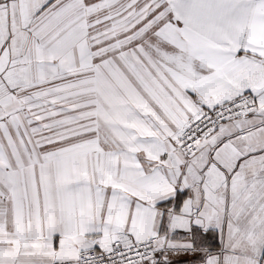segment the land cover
Segmentation results:
<instances>
[{"label":"snow or ice","instance_id":"obj_1","mask_svg":"<svg viewBox=\"0 0 264 264\" xmlns=\"http://www.w3.org/2000/svg\"><path fill=\"white\" fill-rule=\"evenodd\" d=\"M0 264H264V0H0Z\"/></svg>","mask_w":264,"mask_h":264}]
</instances>
